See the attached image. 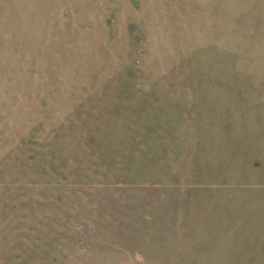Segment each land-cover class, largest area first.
<instances>
[{"label": "rangeland", "instance_id": "rangeland-1", "mask_svg": "<svg viewBox=\"0 0 264 264\" xmlns=\"http://www.w3.org/2000/svg\"><path fill=\"white\" fill-rule=\"evenodd\" d=\"M0 264H264V0H0Z\"/></svg>", "mask_w": 264, "mask_h": 264}]
</instances>
